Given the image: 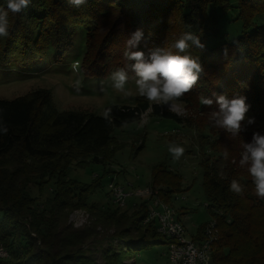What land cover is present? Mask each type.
Segmentation results:
<instances>
[{
    "label": "trees",
    "instance_id": "trees-1",
    "mask_svg": "<svg viewBox=\"0 0 264 264\" xmlns=\"http://www.w3.org/2000/svg\"><path fill=\"white\" fill-rule=\"evenodd\" d=\"M0 8L7 10V0H0ZM234 9L241 34L208 46V39L219 33L220 18ZM8 19L10 35L0 37L1 68L46 57L63 61L74 49L79 26L86 28L82 73L92 61L90 65H119L126 58L127 40L139 29L142 38L131 51H143L146 60L156 51L199 58L203 72L180 102L196 105V90L213 100L211 106L200 103L201 108L216 112L214 93L229 99L244 96L249 112L264 117V0H87L79 7L70 0H29L27 8L9 12ZM185 32L199 36L205 47L178 53L173 45ZM150 107L152 115L182 122L176 113L141 96L134 104L107 105L111 123L95 112L59 111L43 88L0 99V122L8 128L7 134L0 133V242L10 255L0 264H129L125 260L136 253L169 242L155 220L146 221L149 201L138 203L134 212L116 207L108 195L110 201L98 202L93 197L102 183L69 175L72 166L85 167L86 161L106 163L114 130L138 121ZM252 138V132L233 137L220 131L210 148L218 154L200 163L207 208L219 231L213 264H264V200L256 196L248 165L241 167L237 156ZM233 179L244 185L242 196L229 190ZM180 180L164 163L152 168L151 186L164 202L185 190ZM50 181L51 197L41 203L29 188L40 193ZM75 208L87 209L92 221L81 228L68 223ZM204 227L195 240L203 237Z\"/></svg>",
    "mask_w": 264,
    "mask_h": 264
},
{
    "label": "rangeland",
    "instance_id": "rangeland-1",
    "mask_svg": "<svg viewBox=\"0 0 264 264\" xmlns=\"http://www.w3.org/2000/svg\"><path fill=\"white\" fill-rule=\"evenodd\" d=\"M85 32L86 28L78 27L73 38L74 49L63 61L58 62L51 57H46L44 61L30 65L12 63L8 68L0 67V99H12L37 88H43L51 93L54 105L59 111H84L103 115L105 107L109 104H134L139 95L135 84V73L131 69V61L127 58L119 65L117 63L90 65L92 61L85 65L83 73L80 71L79 62L85 54ZM241 32L242 22L237 16V11L231 10L220 18L219 33L208 39L207 44L214 46L227 38L240 35ZM76 61L79 65L78 71L73 69ZM121 67H125L130 77L125 85L126 93L115 90L110 79L111 73ZM77 81H80L79 88L76 87ZM193 94L196 105H187L178 101L175 109L170 110L181 117L182 122L152 115V107H150L138 121L114 130L115 144L113 142L108 148L110 155L108 154L106 163L97 164L86 161L88 164L85 167L72 166L69 175L85 183L91 180L102 183L93 197V200L98 202L110 201L109 182L116 178L125 190L132 194L127 199V205L122 209L126 208L134 212L138 210V203L150 201L153 198L150 195L140 197L136 194L147 187L154 189L151 186L152 168L164 163L180 174V184L185 189L181 194L178 193L177 196L180 199L174 198L172 202L166 203L178 213L186 229V236L193 238L202 225L213 219L208 211L202 187L203 175L200 163L208 155L213 153L211 155L213 159V155L218 154L214 150L210 152L211 143L216 142L218 133L225 130L213 125L210 108H201V93L195 90ZM159 107L162 110H169L168 106ZM248 120L253 122L248 123ZM241 132L264 135V117L257 118L253 112L251 114L248 111ZM172 142L185 149L184 155L179 160H174L168 151L169 144ZM243 151L244 148L240 149L237 156L241 157ZM235 159L236 157L232 162H235ZM14 160L9 159L6 162L11 163ZM105 170L108 172L104 173ZM53 181H50L48 188L40 193L35 187L30 186L29 190L39 202L45 203L51 197ZM183 207L188 209L187 213L183 214L182 211L186 210H182ZM78 209L80 208L69 212L68 223L73 225L74 222L79 221ZM84 210L89 212L87 209ZM92 218L90 214L89 222ZM83 223L85 224L86 221ZM98 258L101 261V256ZM134 259L136 263L133 264H166L167 247L165 244L154 245L150 250L136 253Z\"/></svg>",
    "mask_w": 264,
    "mask_h": 264
},
{
    "label": "clouds",
    "instance_id": "clouds-1",
    "mask_svg": "<svg viewBox=\"0 0 264 264\" xmlns=\"http://www.w3.org/2000/svg\"><path fill=\"white\" fill-rule=\"evenodd\" d=\"M75 6L84 5L87 0H70ZM29 0H7V10L0 8V37L10 35V23L8 19L9 12L13 14L21 13L27 8ZM142 31L137 29L125 45L124 57L129 61H135L131 65L135 73V84L138 95L147 99L150 103L157 106H168L169 110H174L176 102L190 93L197 84L203 68L199 58H194L190 54L180 55L166 52L160 54L159 51L151 52L149 58L145 59L143 51H131L135 48L142 38ZM235 43V42H234ZM196 46L199 49L205 47L200 42L199 36L192 32H185L175 42L173 47L178 53H187L188 50ZM227 54V49H225ZM73 69L78 71V66L73 65ZM112 87L125 92V85L129 82V73L125 67L118 68L111 73L110 77ZM76 87H80V81L76 82ZM215 102L219 106V111L211 113V119L214 126L223 128L236 137L242 129V122L246 119L250 105L246 103V97L239 96L229 99L226 95L215 93ZM200 103L205 106H211L213 100L201 96ZM103 118L109 123L112 122V109L107 108L103 113ZM248 120V123H252ZM8 128L0 122V133L7 134ZM244 151L241 153L239 164L241 167L248 165L247 171L255 185V194L261 200H264V135L253 133L252 143L244 144ZM169 153L174 160H179L185 153L184 147L175 144H169ZM227 149L223 153L225 160L228 159ZM229 190L242 196L245 191L244 185L233 179Z\"/></svg>",
    "mask_w": 264,
    "mask_h": 264
},
{
    "label": "built area",
    "instance_id": "built-area-1",
    "mask_svg": "<svg viewBox=\"0 0 264 264\" xmlns=\"http://www.w3.org/2000/svg\"><path fill=\"white\" fill-rule=\"evenodd\" d=\"M74 64L79 66L78 61ZM109 189L113 203L119 208L125 207L128 197L132 194L128 193L116 178L110 180ZM136 195L140 197L150 195L153 197L148 203L146 221L155 220L158 225V231L169 239V242L166 244L168 259L166 264H213L212 248L213 244L218 240L219 233L215 219H211L205 224L201 239L188 238L186 236V229L181 223L178 213L172 206L159 197L157 190L147 187L139 190ZM176 199L180 198L177 196ZM77 212L80 219H78V222L73 223L75 228H81L90 223L89 212L82 208L78 209ZM83 221H86V223L84 224ZM9 256L7 248L0 242V261ZM125 261L129 264L136 263L134 256Z\"/></svg>",
    "mask_w": 264,
    "mask_h": 264
},
{
    "label": "crops",
    "instance_id": "crops-1",
    "mask_svg": "<svg viewBox=\"0 0 264 264\" xmlns=\"http://www.w3.org/2000/svg\"><path fill=\"white\" fill-rule=\"evenodd\" d=\"M186 211H188V210H186ZM186 211H185V210H183V211H182V212H183V214H184V213H186Z\"/></svg>",
    "mask_w": 264,
    "mask_h": 264
}]
</instances>
